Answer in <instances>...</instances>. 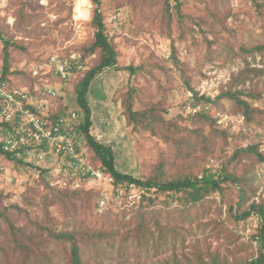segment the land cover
Segmentation results:
<instances>
[{"label": "rangeland", "instance_id": "1", "mask_svg": "<svg viewBox=\"0 0 264 264\" xmlns=\"http://www.w3.org/2000/svg\"><path fill=\"white\" fill-rule=\"evenodd\" d=\"M81 1L15 0L0 12V33L16 46L10 51L17 68L45 73L51 56H82V69L65 83L51 71V77L28 85L56 90L61 99L53 113L78 110L74 87L99 59L86 53L95 33V4L85 0L84 19L76 13ZM100 9L119 66L139 68L134 75L105 69L87 96L90 132L112 149L116 170L167 181L226 169L243 179L244 201L233 185L222 196L188 207L175 197L134 186L125 191L108 181L100 187L81 182L78 192L61 193L30 170H15L18 181L0 196V264H70V243L59 240L58 233L74 234L83 264H243L257 258L259 244L253 238L261 223L237 221L235 215L252 204L264 205V163L254 156L232 158L264 136V73L250 71L264 68V60L259 55L247 60L240 53V48L264 45V0H100ZM117 12L121 24L111 22ZM229 91L243 92L242 99L255 97L246 137L240 133L245 132L242 116L234 115L236 105L217 100ZM130 99L134 111L155 114L152 130L128 120ZM199 113L217 124L200 120ZM88 161L99 167L92 153Z\"/></svg>", "mask_w": 264, "mask_h": 264}, {"label": "trees", "instance_id": "2", "mask_svg": "<svg viewBox=\"0 0 264 264\" xmlns=\"http://www.w3.org/2000/svg\"><path fill=\"white\" fill-rule=\"evenodd\" d=\"M15 1V0H14ZM12 1V2H14ZM178 1V0H176ZM11 2V3H12ZM95 4V11L92 15V24L95 29V33L93 36V41L90 47L86 50L87 54H98V61L95 66H93L90 70L84 73L81 80L74 87V99L73 102L78 110H74L73 112L78 113L77 123L73 125L74 131L77 132L79 138L83 143V150L86 157L89 159L90 153L93 154V157L98 161V166L104 168L105 172L109 174L114 182V185L121 186L125 188V191H128L130 186H134L137 189L145 191L147 193L153 192V194H163L170 197H175L177 201H179L184 207L188 206H196L203 202L208 197L218 194L222 196L224 194L225 189L229 187V185H233L236 188H240L239 201H244V190H242L241 186L243 185V179L237 177L235 174L229 173L226 169H221L219 172H213L212 170H205L201 176H183L174 178L171 180L163 181L158 180L156 177L148 178V179H137L132 177L131 175H125L119 173L114 165V153L112 149L109 147H105L95 141L93 138L90 127L92 125L91 120V109L88 104L87 96L89 93L90 85L94 78L103 72L105 69H115L126 71L131 75H134L138 71V67L134 68L133 66H119L118 62V52L111 42L106 26L104 24V16L103 11L100 9V0H93ZM178 4H176L177 6ZM178 9V8H177ZM176 13H179L176 11ZM111 16V15H110ZM13 44L5 40L0 33V68L3 72V78L9 83L12 88H27L32 90L31 85L34 81H37L39 77H51L52 74L40 73L39 77H33L32 71L27 70L24 67L17 68L16 64H14V56L15 54L10 51V48H15L16 46H12ZM71 53V54H75ZM240 53L248 60V58H255L256 55H259L264 60V45L256 46L254 48L245 49L240 48ZM67 56H61L60 58H66ZM77 54V53H76ZM82 57V56H81ZM83 60V59H82ZM245 61L246 67L249 66V62ZM49 62V58L46 60L45 65ZM249 69V68H247ZM256 73H264V68L250 70ZM78 72V71H77ZM77 72H75L77 74ZM74 73V74H75ZM241 73L239 76H242ZM72 76V75H71ZM71 76L67 80H57L61 81V83H65L70 80ZM28 81L27 84H22V82ZM243 92L239 91H229L221 94L217 100L227 99L232 101L236 107L239 109L235 116H242L243 120L241 121V126L245 130L241 131L242 135L246 137L248 132H251V123L253 121V117L255 116L256 110L252 108L251 101L255 100V97L252 95H246L245 99H242L241 96ZM98 98H103V96H98ZM61 99L58 97L50 98V107L48 108V120L50 122H56L60 118L66 117L63 115L62 108H59V111L52 112L57 101ZM127 101L125 103V113L127 114L128 120L134 125L139 127H144V129L152 130L154 125L157 122V117L154 113L150 112H140L133 110V102ZM201 100L204 103H210V99L206 97H202ZM148 113V114H147ZM200 120L209 122L211 124H217L216 120L207 116V114L199 113L197 115ZM152 123V124H151ZM260 139L257 143L251 144L246 148H240L237 150L233 156V160L239 159L240 157H252L259 163H264V136H258ZM87 159V161H88ZM89 162V161H88ZM91 162V161H90ZM0 164L9 166L12 165V158L4 153L0 149ZM96 165V166H97ZM158 176L163 178L162 168H158ZM41 180L45 182V180L41 177ZM46 183V182H45ZM49 187L48 183H46ZM52 190L60 191H71L78 192V189L71 188H50ZM3 192V191H2ZM0 192V196L2 195ZM155 198H149L147 201H154ZM251 218H257L259 221L260 227L258 228V232L256 236H254V241L259 244V252L257 258L251 259L243 264H264V205L263 204H252L248 210L241 212L240 214L235 215V219L237 221H245ZM56 237L59 240L66 241L70 243V264H83L82 256L80 248L77 244L76 238L74 234L69 233H58ZM211 264H220L218 262H212Z\"/></svg>", "mask_w": 264, "mask_h": 264}, {"label": "built area", "instance_id": "3", "mask_svg": "<svg viewBox=\"0 0 264 264\" xmlns=\"http://www.w3.org/2000/svg\"><path fill=\"white\" fill-rule=\"evenodd\" d=\"M12 1L0 0V12ZM110 19L115 24L122 23L120 12ZM82 65V57L76 53L63 59L51 56L50 70L44 75L53 71L55 77L67 80ZM31 71L33 77L40 76L39 69ZM56 96V90L50 87L12 88L0 68V149L12 158L10 170L7 166L0 168V192L18 181L15 170L21 169L30 170L37 179L42 177L50 188L78 189L81 182L100 187L103 182H113L104 168H93L87 161L82 140L73 128L78 119L76 112H69L56 122L48 120L50 98ZM224 119L220 124L229 118Z\"/></svg>", "mask_w": 264, "mask_h": 264}, {"label": "bare ground", "instance_id": "4", "mask_svg": "<svg viewBox=\"0 0 264 264\" xmlns=\"http://www.w3.org/2000/svg\"><path fill=\"white\" fill-rule=\"evenodd\" d=\"M84 3H86L85 0H82L81 2L78 3L77 8H76V13H79L81 18H86L87 17V11H83L82 7L84 6Z\"/></svg>", "mask_w": 264, "mask_h": 264}]
</instances>
